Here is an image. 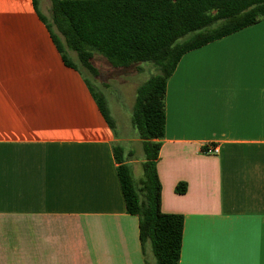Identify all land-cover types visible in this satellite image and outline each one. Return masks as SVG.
Segmentation results:
<instances>
[{"label":"crops","instance_id":"0c3cea01","mask_svg":"<svg viewBox=\"0 0 264 264\" xmlns=\"http://www.w3.org/2000/svg\"><path fill=\"white\" fill-rule=\"evenodd\" d=\"M86 79L33 0H0V264L155 263L112 149L133 173L141 141L109 125ZM165 114L156 169L162 212L184 218L179 264H264V19L184 53Z\"/></svg>","mask_w":264,"mask_h":264},{"label":"trees","instance_id":"16d2710c","mask_svg":"<svg viewBox=\"0 0 264 264\" xmlns=\"http://www.w3.org/2000/svg\"><path fill=\"white\" fill-rule=\"evenodd\" d=\"M49 16L33 0L64 64L94 76L95 52L112 68L150 63L156 73L135 94L130 122L141 141L142 177L135 179L123 149L113 146L116 172L128 214L138 218L142 254L148 248L155 264H179L183 215L162 212L156 162L164 137L166 83L184 53L264 19V0H49ZM96 102L113 127L108 110L90 82ZM131 157V154H130ZM183 194L184 182L175 185Z\"/></svg>","mask_w":264,"mask_h":264},{"label":"rangeland","instance_id":"374dc122","mask_svg":"<svg viewBox=\"0 0 264 264\" xmlns=\"http://www.w3.org/2000/svg\"><path fill=\"white\" fill-rule=\"evenodd\" d=\"M38 1L41 11L49 16V0ZM68 55L84 72V75L87 77L97 96L102 98L117 132H123V135H128L129 137L136 134L130 124L131 110L136 89L141 83L148 79L150 75L156 73L155 67L146 62L142 64L139 63L138 67L136 66L130 69H115L107 65L101 54L95 52L94 65L97 66L100 73L98 76H94L77 62L74 52L68 51ZM133 149L135 153L134 157L138 159L143 158L140 145L134 146ZM133 176L135 179L142 177V168L140 165H137L135 172H133ZM149 262V264H153L150 259Z\"/></svg>","mask_w":264,"mask_h":264},{"label":"built area","instance_id":"2783aa9c","mask_svg":"<svg viewBox=\"0 0 264 264\" xmlns=\"http://www.w3.org/2000/svg\"><path fill=\"white\" fill-rule=\"evenodd\" d=\"M219 147L217 144H208L202 149L203 154H218Z\"/></svg>","mask_w":264,"mask_h":264}]
</instances>
